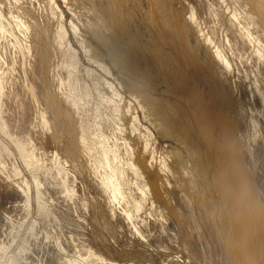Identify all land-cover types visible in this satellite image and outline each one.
<instances>
[{
  "label": "bare ground",
  "instance_id": "1",
  "mask_svg": "<svg viewBox=\"0 0 264 264\" xmlns=\"http://www.w3.org/2000/svg\"><path fill=\"white\" fill-rule=\"evenodd\" d=\"M43 1L0 0V264H139L138 256L146 264L158 257L163 264L184 263L180 257L188 248L180 240L190 229L175 230L169 223L178 228L185 218L211 225L225 210L224 216L236 224L249 194L243 189L246 182L241 189L237 186L246 171L264 170V0H182L192 32L178 20L177 37L171 39L169 18L157 21L147 14L158 40L155 54L149 56L152 72L145 77L117 41L129 26L117 20L112 27L108 21L107 16L114 19L116 0H79L95 13L92 27H101L114 65L133 85L165 91L158 97L143 94L137 102L147 98V119L160 135L165 132L171 146L163 150L169 156L177 153L175 165H169V157L156 147V136L143 139L139 129L130 128V120L126 128L111 131L99 123L98 114L85 122L76 114L81 95L74 76L80 63L72 52L65 57V32ZM65 1L73 13L72 0ZM167 1L160 0V6L168 7ZM57 92L65 94L69 106ZM94 92L124 113L126 104L114 97L112 84L98 81L93 91L87 90ZM87 131L89 139H79ZM64 135L74 138L63 144ZM6 142L13 145L22 166ZM249 154L253 161L247 160ZM22 168L32 176L40 222L52 220L49 229L57 241L52 242L38 222L29 231L34 233L31 244L27 241L28 246L10 253L31 209L32 185ZM234 176L237 181H231ZM249 200L255 201L253 196ZM219 205L221 212L216 211ZM241 223L238 228L247 224Z\"/></svg>",
  "mask_w": 264,
  "mask_h": 264
},
{
  "label": "rangeland",
  "instance_id": "2",
  "mask_svg": "<svg viewBox=\"0 0 264 264\" xmlns=\"http://www.w3.org/2000/svg\"><path fill=\"white\" fill-rule=\"evenodd\" d=\"M41 1H43V0H41ZM64 1L63 0H57L58 4L52 5L51 0H44L43 4L46 6V8L50 14V17L53 18L56 21V23L60 27H62V29L65 32L64 37L66 40H68L65 43L66 44L65 49H64L65 57L68 58L72 52L78 58L79 63L81 65V66L79 65V68L75 74L76 76H74L76 78V80L78 81L77 88H78L79 94L81 95V100H80V104H79L80 108H78V110H76V114L78 113L77 115H79L81 113V115L83 116L84 122L86 119L88 121H91L93 116L95 114H98L99 118H100L99 123L102 121L101 123H103V125H105V126L107 125V127L111 128V131H115L116 128H123V129L126 128V121L130 120V122H131L130 128L139 129V131H141V133H142L143 139H145V140L151 139L152 140L156 136L155 137V139H157L156 142L158 141L156 144V147H159V148L161 147L160 149L162 150L164 156L167 159L169 157V159H168L169 165L170 164L175 165V162H177V161H175L177 159L176 158L177 153L173 154L172 156H169V152L167 150H163V147H165L166 145L171 146V142H166L167 140L164 138L165 132L162 133L163 135L162 134L160 135V133H158L157 129L154 127V124H152V122L150 120H148L147 116H146L147 115V113H146L147 101L145 102L144 100H146L148 98V94L150 93V95L152 94V96L154 95V97H158V95H156V94H163L165 91H161V89L158 91L157 90L155 91L149 87H141V86L133 85L132 82L130 81V79H128L123 74L122 70L114 65L113 59H112L113 56L110 54L111 51L107 47V45L105 44L106 40H104V37L102 35L101 27L98 30H95L92 27V25H94L97 22V18H96L95 13L92 10H90L86 5H84L82 2H80L79 0H72L71 5L73 6V9H74V12L72 13L68 10V8H66L64 6L66 4L65 3L66 1L65 2ZM167 2H168L167 3L168 7L162 8L160 6V0H116V8L112 9L114 19L110 18V16H107L108 21L111 19L110 24L112 27L114 26V22L117 20H119V22H121L122 24L126 23V25H128L130 27V28L128 27V29H126L127 34L123 35L121 38L119 37L117 39V41L119 42L120 45L125 47L126 52L131 56V64L134 67H136V69L138 70V74L142 77H143V75H144V77L150 76V73L152 72L151 71L152 64L149 61V56H150V53L155 54L153 52V49L154 50L156 49L157 40H158V39H156L157 35L153 31L152 24L147 19V14L150 16H153V18L157 21H159L160 20L159 18H162V17H168L169 18L167 20V22H168V29H167L168 31L167 32L169 34V39H171V37H173V38L177 37V33H178V29H179L177 27V21L178 20L180 21V24L182 25L183 29H186L187 31L192 32V28L190 27L191 23L189 20L187 21V19H189L187 7L182 3V0H168ZM209 2L211 4H213L214 1L209 0ZM171 14H173L174 16H172ZM231 15L232 14L230 13L229 16L231 17ZM63 42H64V40H60L61 44H63ZM68 43H70V44H68ZM186 43H187V45H189L192 43V41L189 39ZM154 45H156V47L153 48ZM68 51H69V53H68ZM89 70L93 71V73L90 72L91 74H88ZM236 75L239 76L240 78H242V74L237 73ZM74 77L72 79H75ZM151 79H152V81L154 80V78H152V77H151ZM98 81L101 82L102 84H105L108 82L110 84H112V87L115 90L114 97L122 99L123 102L126 104V108L124 109L125 110L124 113H119L113 102L111 103V102H107V101L102 100L98 96L97 93H95V92L91 93V94L87 93V90H90V89L92 91L94 90V84ZM152 81L150 82L151 84H152ZM52 84L57 85V83H55V81H52ZM91 86H93V88ZM204 87H205V85H203V88ZM54 88L55 87L53 86V89ZM150 89L152 91H150ZM144 91H148V93L144 92ZM208 91L209 90H207L206 92H208ZM57 93L56 94L59 95L58 98L61 100L63 99V101L66 102V104L69 106V102H67L69 100L66 96H64L65 94L64 93L62 94L59 92H57ZM143 94H145V96L147 95V98H145L144 100H139L140 103H138L137 100L140 98V96L145 97ZM120 96L121 97L123 96V97L121 98ZM66 98H67V100H66ZM170 99H171V102L174 101V99L172 97ZM81 104H82V106H81ZM105 113H106V115H105ZM115 117H116V121L114 120ZM107 119L110 121H108ZM112 120L115 122L112 123ZM111 124H114V127H113V125L111 126ZM115 126H117V127H115ZM113 128H114V130H113ZM90 135H91V132L87 131L86 133L80 134L79 139H82V138L83 139H89L88 137ZM73 138L74 137H72V136L64 135L62 137L61 141L63 144L64 143L66 144V143H69L70 141H72ZM3 140L5 141V139H3ZM6 144L9 146V148L12 150V152L17 157L18 164L22 166V161L20 160L17 152L13 148V145L9 142H6ZM173 147H176L177 149H180L181 151L185 152V149L183 148V146H181L179 144L174 143ZM256 154H257V149L255 150V155ZM255 155L253 154V159H254ZM170 157H171V159H170ZM250 157H251V154H249L247 160L253 161L252 159H250ZM22 170H23L25 177L27 178L29 183L32 185V176H30L31 174H29V172L23 168H22ZM255 174H256L255 171L253 172V174H250L248 171H246V174L244 176L245 180L241 181L239 183V185L237 186L238 188L241 186L240 187V189H241V188H243L242 183L246 182V183H244L245 186L243 189L244 190L246 189L245 191H247V188H248L249 194L246 197L247 203H246V201L244 203V200L242 202V205L244 203V210L241 211V214L237 216V223L236 224H234V221H231V220L228 221V217H225L226 216V212H224L225 210L223 211L224 214H222V213L217 214V217L212 221L213 224H211V225H209V224L207 225L204 220H200V221L198 220L197 222L194 221V222L190 223V221H188L187 219L185 220V218H182V220H180L181 226H180V223H179V226L177 224L178 228L174 224H172L171 222L169 223V225L171 227H173L175 230H178L181 228L184 229V227H186L187 230L190 229L189 232L186 229H184L185 230L184 232H186V231L187 232L183 233V235H182V237L186 236L189 240L186 237H183L180 240V243H181L180 245L184 246L186 249L188 248L187 251L185 250V252H184V257L183 256L180 257V259H182V262H184L182 264H188V263L193 264V261H192L193 259H194V264H196L195 262L197 261V259H198V261L199 260L202 261L204 264H264V177H263L264 176V170L259 172L256 175ZM260 177H261V179H260ZM232 178H234L235 180ZM236 179L237 178L235 176L231 177V181H237ZM180 180L181 181L183 180L182 176H181ZM223 182H225V181L223 180ZM231 184H233V183H231ZM233 186H234V184H233ZM249 196L250 197L253 196V198L255 200V201L254 200L253 201L255 203L250 202ZM36 202H37V198H36V194H35V189H34V185H32L31 186V202H30L31 209L29 208L30 212L27 216V218L28 217L29 218L28 219L26 218V220H24V222H22V225L20 228L21 231L19 230L18 238L15 237L17 239H14V241L12 242L11 247H10L11 249L9 250L10 253H16L21 248H23L22 245H24V247H25V245L28 246L29 244H31L30 242L33 241L32 238H34V236L31 237V235H34V233H33V231H31L33 234L31 232H30L31 234H29V231L31 230V226H33L35 224V226H33V228H35L36 225H38V222H39V224L42 225V227L44 229L43 233H45L46 235L48 234L49 238L52 237V238H50L52 240V242L57 241L56 233L53 230L49 229L50 225H51L50 221H52V220H50L49 223L45 222V223H47L46 224L47 226L44 225L45 223L40 222L42 220V212L41 211L39 212L40 209L38 207V203L36 204ZM234 204H237V203H234ZM233 205L232 206L230 205L231 208L233 207ZM248 205H250V206H248ZM245 206L248 207V209ZM220 207H221V205H219L216 208V211L221 212V211H219V210H221ZM248 210H249V213H248ZM207 211L210 212L211 209H209V207H207ZM246 212H247V214H245ZM242 214H243V216L244 215L247 216V218L244 217V219H243ZM250 214L252 215L251 217H249ZM40 216H41V218H40ZM219 217H221V218H219ZM213 218H214L213 215L208 216L209 220H212ZM222 218L223 219L225 218L224 220L226 222ZM251 218H253L252 219V221L254 223L253 226H252V223L250 222ZM240 219H241V221H240ZM35 220H36V222H34ZM183 220H185L187 222V224ZM182 222H184V223H182ZM241 222L247 223V224H242ZM238 223L242 224V226L240 228H238ZM183 224H184V226H183ZM232 224H233V226L230 227ZM241 224H239V225H241ZM248 224H249V226H248ZM205 225H207L209 227L211 226L214 230L212 228L210 229L209 227H207ZM224 226H227L228 230H225ZM204 227L207 228L206 231H205ZM244 227L247 228V231H245L246 229ZM248 227L251 230H249ZM33 228H32V230H33ZM43 229H42V231H43ZM203 229L205 232L203 231ZM242 229H244V230H242ZM230 230H231V233L234 232L235 236L233 235V233L230 234V232H229ZM194 231H195V234L198 236V238L194 234ZM200 231H201V234H200ZM202 231L204 233H202ZM214 231L216 234L214 233ZM249 231H250V233H249ZM191 232H192V234H191ZM209 232H212L213 234L210 233L211 234L210 235V234H208ZM243 233H245V234H243ZM247 233H249V234H247ZM204 234L205 235L208 234L211 237L205 236ZM239 234H240V236H239ZM191 235H194V237L193 236L189 237ZM217 235H219V236L221 235V236L218 237ZM201 236L203 237L202 239H201ZM212 236H213V238H212ZM214 236L217 237L216 238L217 240L215 239ZM228 236H229V239H227ZM204 237H206V239ZM232 237H233V239H232ZM207 238L209 240L208 242H211V239L216 240L217 241V242L215 241L216 244H212L214 240H212V243H208L207 241H205V240H207ZM235 238H237V239H235ZM238 238H239V240H238ZM246 238L249 239V240L248 239L246 240L247 241L246 243H248V245L245 244V241H244V239H246ZM186 239L188 240V242ZM195 239L198 240V241H196L198 243L195 242ZM29 240H31V241L29 242ZM236 240H237V242H236ZM181 241L184 242V244L186 243V245H183V243ZM227 241L230 242L229 245H228ZM26 242L29 244H24ZM193 243H195V244H193ZM226 243H227V245H226ZM197 244H198L201 251H198L199 248H198V246L196 247ZM216 245H219V246L216 247ZM230 245H232V246H230ZM234 245H236V246H234ZM192 247H194V248L196 247L197 249L196 248L192 249ZM214 247H215V249H214ZM242 247H244L245 249L243 250ZM220 248H222V249H220ZM17 249H19V250H17ZM190 249H191V251H190ZM246 249H248L249 252ZM195 250L198 252V254L196 253ZM215 250H217V251H215ZM246 251H247V255L251 256V257H248L246 255ZM190 255H192L191 258H190ZM186 256H188V257H186ZM185 258H187V259H185ZM183 259H185V261ZM190 259H192V260H190ZM156 260L157 261L154 260L155 262L151 261V264H156V263L163 264L162 257H158ZM191 261H192V263H191ZM135 262L139 263V264H146L145 261L142 258H140L139 256ZM201 263L197 262V264H201Z\"/></svg>",
  "mask_w": 264,
  "mask_h": 264
}]
</instances>
